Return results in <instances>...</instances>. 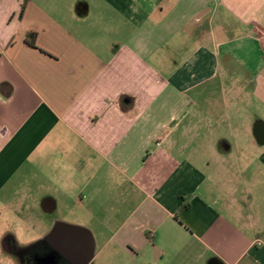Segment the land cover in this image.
Returning <instances> with one entry per match:
<instances>
[{
	"label": "crops",
	"instance_id": "0c3cea01",
	"mask_svg": "<svg viewBox=\"0 0 264 264\" xmlns=\"http://www.w3.org/2000/svg\"><path fill=\"white\" fill-rule=\"evenodd\" d=\"M263 34L264 0H0V214L71 211L44 236L87 264H264Z\"/></svg>",
	"mask_w": 264,
	"mask_h": 264
},
{
	"label": "rangeland",
	"instance_id": "374dc122",
	"mask_svg": "<svg viewBox=\"0 0 264 264\" xmlns=\"http://www.w3.org/2000/svg\"><path fill=\"white\" fill-rule=\"evenodd\" d=\"M109 168L107 166L105 172H108L109 177H111L113 171ZM107 187H110V183L106 184ZM45 205L48 208L53 207L50 206L51 203L48 204V201H45ZM44 209L39 210L37 214L34 212V218H28L26 212L18 211L19 214L18 212L10 210V208L1 211L0 264H33L29 259L26 262L25 255L30 256V258L32 257L34 247L45 238L44 235L51 229V223L58 219L61 221L67 220L68 223L73 224V219L76 218L71 215V211L69 210L67 212H64L65 210L54 212L48 215ZM76 213L79 214L80 211H76ZM30 221L34 222L31 223ZM94 252L95 250H93Z\"/></svg>",
	"mask_w": 264,
	"mask_h": 264
},
{
	"label": "flooded vegetation",
	"instance_id": "af4514ba",
	"mask_svg": "<svg viewBox=\"0 0 264 264\" xmlns=\"http://www.w3.org/2000/svg\"><path fill=\"white\" fill-rule=\"evenodd\" d=\"M82 233L60 227L54 236H45L36 244L32 257H26L33 264H84L88 252Z\"/></svg>",
	"mask_w": 264,
	"mask_h": 264
},
{
	"label": "water",
	"instance_id": "95a60500",
	"mask_svg": "<svg viewBox=\"0 0 264 264\" xmlns=\"http://www.w3.org/2000/svg\"><path fill=\"white\" fill-rule=\"evenodd\" d=\"M58 229L59 228H56L53 231V236H54L55 232H57ZM69 229H71L72 231L77 232V233H82L84 235L85 240H86V246L85 247H87V252H88V256H87V259L85 260L84 264L89 263L92 259L93 250H94V241H93L92 234L89 232V230H86V229H79V228H69Z\"/></svg>",
	"mask_w": 264,
	"mask_h": 264
},
{
	"label": "trees",
	"instance_id": "16d2710c",
	"mask_svg": "<svg viewBox=\"0 0 264 264\" xmlns=\"http://www.w3.org/2000/svg\"><path fill=\"white\" fill-rule=\"evenodd\" d=\"M35 36H36V34H31V38L29 39V43H31L32 45H34L35 44Z\"/></svg>",
	"mask_w": 264,
	"mask_h": 264
},
{
	"label": "built area",
	"instance_id": "2783aa9c",
	"mask_svg": "<svg viewBox=\"0 0 264 264\" xmlns=\"http://www.w3.org/2000/svg\"><path fill=\"white\" fill-rule=\"evenodd\" d=\"M255 244H257V245H263V243L261 241H257V243H255Z\"/></svg>",
	"mask_w": 264,
	"mask_h": 264
}]
</instances>
